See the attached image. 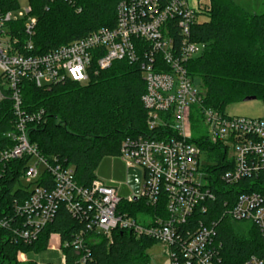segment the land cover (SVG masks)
<instances>
[{
  "label": "built area",
  "instance_id": "2783aa9c",
  "mask_svg": "<svg viewBox=\"0 0 264 264\" xmlns=\"http://www.w3.org/2000/svg\"><path fill=\"white\" fill-rule=\"evenodd\" d=\"M49 1L75 7L79 0ZM200 2L192 8L188 0H123L112 29H99L34 54L37 19L29 2L25 10L20 9V0L3 10L9 1L0 0V104L8 98L14 116V129L6 134L12 145L0 149V173L13 161L28 159L21 179L29 194L25 200L13 201L12 217H0V229L30 244L64 205L82 226L65 245L78 256V264H86L89 257L86 237L110 241L113 231L166 245L170 264H222L217 222L199 219V214H207L205 205L214 201L215 192L205 171L212 162L193 136L194 107L201 103L202 90L186 70V64L205 48L190 40L192 27L209 11V0L202 7ZM172 31L180 35L178 44ZM138 59L146 88L141 102L147 129L153 134L125 139L118 155L126 170L139 171L138 194L129 187L130 195L122 198L114 181L99 177L89 187H79L71 167L44 159L30 143L29 127L41 119L42 112H24L20 84L26 79L37 88L65 82L86 85L97 70H106L116 61ZM199 116L207 131L204 138L221 148L225 165L231 167L220 176L221 182L234 186L264 171V119L230 117L212 110H202ZM134 197L152 208L164 201L165 216H147L143 222L128 216L120 206L136 202ZM223 217L254 225L264 243L263 196L239 195ZM60 252L65 264L61 244ZM24 256L18 253L20 263ZM244 264H264V258L251 256Z\"/></svg>",
  "mask_w": 264,
  "mask_h": 264
},
{
  "label": "trees",
  "instance_id": "16d2710c",
  "mask_svg": "<svg viewBox=\"0 0 264 264\" xmlns=\"http://www.w3.org/2000/svg\"><path fill=\"white\" fill-rule=\"evenodd\" d=\"M5 1L9 4L2 5L3 10L15 6L16 0H2ZM121 1L79 0L72 7L63 2L28 0L37 19L33 53H46L99 29H112ZM205 13L201 15L205 19L198 20L190 33V40L204 44L205 48L186 64L187 74L202 90L201 103L194 107L197 119L192 118L193 129L202 110L225 113L228 106L247 97H254L264 106V13L251 15L232 0H209V11ZM172 35L178 44L180 35L177 31H172ZM140 64L141 59L134 63L116 61L108 69L92 73L86 85L65 82L37 88L26 79L20 84L24 112H42L41 119L29 127L30 143L44 159H56L71 167L79 187L87 188L98 178L99 170L108 164L107 159L118 157L125 139L153 134L147 129L146 111L141 102L146 88ZM13 125L12 103L6 98L0 104V149L12 145L6 134L13 131ZM194 141L212 162L205 171L210 174L215 199L205 205L208 212L199 214V219L205 223L217 222L222 264H244L251 256L263 259L264 243L256 227L246 223L245 228L244 222L221 216L241 194L264 197V171L229 187L220 180L231 168L225 165V153L204 136ZM27 160L13 161L0 173V217H12L13 201L25 200L29 195L28 187L20 181ZM120 210L141 222L147 216L166 214L164 201L155 208L142 200L123 203ZM81 229L64 205L59 206L52 221L30 244H23L9 231L0 229V264H21L18 253L38 254L47 250L53 235L60 240L65 264H78V256L65 245ZM86 240L90 249L86 264H149L146 251L156 243L126 231H113L110 241L93 235Z\"/></svg>",
  "mask_w": 264,
  "mask_h": 264
},
{
  "label": "rangeland",
  "instance_id": "374dc122",
  "mask_svg": "<svg viewBox=\"0 0 264 264\" xmlns=\"http://www.w3.org/2000/svg\"><path fill=\"white\" fill-rule=\"evenodd\" d=\"M240 5L244 6L248 11L255 12L259 15L264 12V0H237ZM189 5L193 6L192 0L188 1ZM208 0H201L200 6L207 4ZM28 6L27 0H20V9L25 10ZM242 6V7H243ZM206 14V13H203ZM204 16V15H203ZM204 17H199L198 20H204ZM225 114L230 117H242L249 119H264V106L258 101L240 102L230 105L226 108ZM197 119L194 118L193 120ZM193 136L194 139H198L207 135V131L203 123L198 119L193 124ZM203 156L202 158H204ZM108 164L105 165L102 170L105 172L106 177H102L104 180H112L119 187V195L122 198L129 196L131 190L126 182V167L119 157L108 158ZM21 184L26 186L27 183L24 179H21ZM246 228L247 224H243ZM240 227V226H238ZM167 246L161 243H154L147 251L146 255L149 258V264H170L166 254ZM25 260L21 264H28L33 262L34 264H63L60 252L54 249H47L38 254L25 255Z\"/></svg>",
  "mask_w": 264,
  "mask_h": 264
},
{
  "label": "crops",
  "instance_id": "0c3cea01",
  "mask_svg": "<svg viewBox=\"0 0 264 264\" xmlns=\"http://www.w3.org/2000/svg\"><path fill=\"white\" fill-rule=\"evenodd\" d=\"M189 1V0H188ZM237 6H239L240 8H242L244 11H246L247 13H249V14H251V15H257V14H255V12L253 11V12H250V11H248L243 5V7L240 5V3H238V1L237 0H232ZM192 4H193V6H191L192 8H197L198 7V0H192ZM264 13V12H263ZM98 177L99 178H104V177H106V174H105V172L102 170V169H100L99 170V172H98ZM102 178V179H103ZM47 249H54V250H56L57 252H60V240H59V238H58V236H56V235H53V236H51V238H50V240H49V243H48V247H47ZM60 254H61V252H60Z\"/></svg>",
  "mask_w": 264,
  "mask_h": 264
},
{
  "label": "water",
  "instance_id": "95a60500",
  "mask_svg": "<svg viewBox=\"0 0 264 264\" xmlns=\"http://www.w3.org/2000/svg\"><path fill=\"white\" fill-rule=\"evenodd\" d=\"M254 100H255L254 97H247L243 100V102H250ZM126 182H127V185L132 189L134 195L136 196L138 194L139 183H140L139 171L134 170V169L126 170ZM136 200L137 198L134 197V201Z\"/></svg>",
  "mask_w": 264,
  "mask_h": 264
}]
</instances>
